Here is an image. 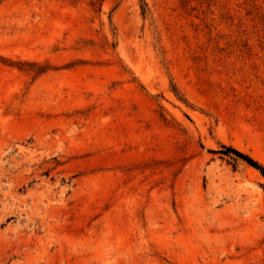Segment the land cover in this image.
I'll return each instance as SVG.
<instances>
[{
    "label": "rangeland",
    "instance_id": "1",
    "mask_svg": "<svg viewBox=\"0 0 264 264\" xmlns=\"http://www.w3.org/2000/svg\"><path fill=\"white\" fill-rule=\"evenodd\" d=\"M222 146L264 165V0H0V264H264Z\"/></svg>",
    "mask_w": 264,
    "mask_h": 264
},
{
    "label": "trees",
    "instance_id": "2",
    "mask_svg": "<svg viewBox=\"0 0 264 264\" xmlns=\"http://www.w3.org/2000/svg\"><path fill=\"white\" fill-rule=\"evenodd\" d=\"M145 7L146 5L145 3H143L141 6L142 14H145V11H146ZM213 153H217L222 156L229 157L233 160H240L244 162L245 164L256 169L261 174V176L264 178V165H262L260 162H258L256 159H254L247 153H244L231 146H222L221 150L213 151Z\"/></svg>",
    "mask_w": 264,
    "mask_h": 264
}]
</instances>
